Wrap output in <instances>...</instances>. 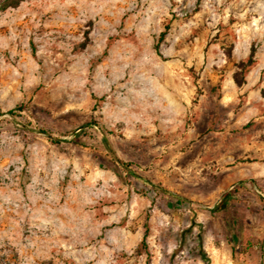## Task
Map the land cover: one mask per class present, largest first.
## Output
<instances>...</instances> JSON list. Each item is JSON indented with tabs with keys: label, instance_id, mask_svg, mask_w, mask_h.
I'll use <instances>...</instances> for the list:
<instances>
[{
	"label": "rangeland",
	"instance_id": "374dc122",
	"mask_svg": "<svg viewBox=\"0 0 264 264\" xmlns=\"http://www.w3.org/2000/svg\"><path fill=\"white\" fill-rule=\"evenodd\" d=\"M0 264H264V0L0 9Z\"/></svg>",
	"mask_w": 264,
	"mask_h": 264
},
{
	"label": "trees",
	"instance_id": "16d2710c",
	"mask_svg": "<svg viewBox=\"0 0 264 264\" xmlns=\"http://www.w3.org/2000/svg\"><path fill=\"white\" fill-rule=\"evenodd\" d=\"M19 1H21V0H5V2H3V3L0 4V9H4L7 6L16 5ZM251 57H252V52L250 53V58L248 59V61H251V59H252ZM9 112L11 113L12 110H9ZM146 234H147V230H145V232L143 234V237H142V243L143 244H144V241H145Z\"/></svg>",
	"mask_w": 264,
	"mask_h": 264
}]
</instances>
